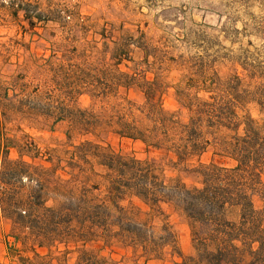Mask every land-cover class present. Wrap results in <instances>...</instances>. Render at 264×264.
I'll list each match as a JSON object with an SVG mask.
<instances>
[{"label":"rangeland","instance_id":"1","mask_svg":"<svg viewBox=\"0 0 264 264\" xmlns=\"http://www.w3.org/2000/svg\"><path fill=\"white\" fill-rule=\"evenodd\" d=\"M263 25L264 0H0V86L4 88L0 102L22 105L28 111L7 121L0 118V135L16 141L12 158L19 156L21 145L39 154L36 163L47 166L52 163L46 159L70 156L86 140L161 162L162 152L148 151L144 143L122 138L112 127L100 125L86 132L72 124L85 110L95 116L112 114L115 106L128 100L143 104L141 88L128 85L133 75L159 81L157 98L162 107L170 112L181 110L184 118L188 111L180 104V93L197 94L191 78L200 74L212 89L233 93L230 97H234L240 121L247 115L263 120L259 94L264 91L260 88L264 84ZM217 91L201 90L198 95L208 97ZM84 148L91 150L83 156L90 163L81 161V168L72 170L62 162L57 174L70 180L72 172L82 173L86 187L104 196L107 169L93 156L94 147ZM24 158L30 159L26 154ZM212 158L220 159V155L210 147L201 159L209 162ZM224 164L232 166L234 161L224 158ZM167 175L199 185L193 172L174 169L167 170ZM48 197V205L71 199L68 192H50ZM253 202L262 208L260 194L253 196ZM121 204L141 210L139 219L147 220L155 239L163 235L167 224L177 234L183 257L167 247L162 259H150L148 264H174L195 256L196 225L181 208L164 203L165 215L149 214V207L130 194ZM239 214L240 208L232 207L227 217L237 220ZM12 227V220L2 214L0 264H20L22 244L12 235ZM79 247L82 242L53 250L55 254L69 250L73 263ZM87 247L118 264L146 261L141 251L117 240L108 246L102 241Z\"/></svg>","mask_w":264,"mask_h":264},{"label":"trees","instance_id":"2","mask_svg":"<svg viewBox=\"0 0 264 264\" xmlns=\"http://www.w3.org/2000/svg\"><path fill=\"white\" fill-rule=\"evenodd\" d=\"M191 80L196 81L193 86L198 93L218 91L208 97L182 91L180 104L188 111L186 118L181 110L170 112L162 107L157 98L159 81L133 75L128 85L141 88L143 104L128 100L115 106L112 114L95 116L85 110L81 119L72 121L86 132L100 125L112 127L120 137L141 141L148 151L162 152L161 162L86 140L70 156L46 159L52 163L47 166L36 163L39 154H31L21 145L19 156L12 158L16 141L0 135V216L12 220V235L22 244L20 264H118L100 250L87 247L102 241L108 246L115 240L141 251L144 264L162 259L167 247L183 257L177 234L169 224L155 239L149 234L147 220L139 219L141 210L121 204L129 194L138 197L153 215H165L163 204L172 203L196 225L195 256L174 264H264V119L247 115L240 121L231 91L212 89L205 75ZM260 88L264 90V84ZM259 94L264 106V91ZM25 112L22 105L0 102L2 121ZM89 146L95 148L93 156L107 169L104 196L94 195L86 187L82 173L72 172L70 180L57 174L62 162L72 170L81 168V161L90 163L83 157L90 154L91 150L84 148ZM210 147L220 159L204 162L201 157ZM25 154L30 159H25ZM224 158L234 164H224ZM174 169L195 173L199 185H188L180 176L169 177L167 170ZM50 192H68L71 199L48 205ZM255 194L261 195V209L254 206ZM232 207L240 208L237 220L227 217ZM81 242L73 263L69 250H58L59 254L53 250L61 244L68 247Z\"/></svg>","mask_w":264,"mask_h":264}]
</instances>
